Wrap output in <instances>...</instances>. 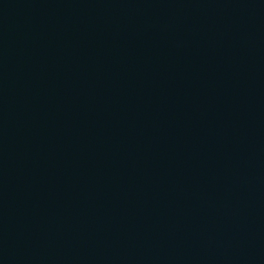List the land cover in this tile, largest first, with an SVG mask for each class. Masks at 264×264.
Wrapping results in <instances>:
<instances>
[{"label":"water","instance_id":"95a60500","mask_svg":"<svg viewBox=\"0 0 264 264\" xmlns=\"http://www.w3.org/2000/svg\"><path fill=\"white\" fill-rule=\"evenodd\" d=\"M0 264H264V0H0Z\"/></svg>","mask_w":264,"mask_h":264}]
</instances>
